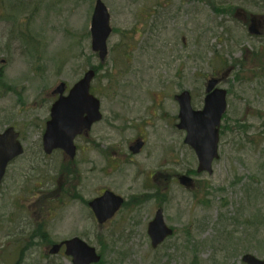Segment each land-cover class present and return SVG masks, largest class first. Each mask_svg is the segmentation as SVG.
Instances as JSON below:
<instances>
[{
  "label": "rangeland",
  "instance_id": "374dc122",
  "mask_svg": "<svg viewBox=\"0 0 264 264\" xmlns=\"http://www.w3.org/2000/svg\"><path fill=\"white\" fill-rule=\"evenodd\" d=\"M102 1L112 27L104 61L91 44L96 0H0V133L14 126L25 148L0 189V264H72L49 249L74 236L103 264L264 258V0ZM251 16L262 35L249 32ZM92 66L103 118L76 138L75 159L44 154L51 90ZM213 76L228 107L209 174L177 127L175 95L188 90L201 109ZM105 189L125 202L101 227L88 202ZM159 207L174 234L153 248L147 228Z\"/></svg>",
  "mask_w": 264,
  "mask_h": 264
},
{
  "label": "water",
  "instance_id": "95a60500",
  "mask_svg": "<svg viewBox=\"0 0 264 264\" xmlns=\"http://www.w3.org/2000/svg\"><path fill=\"white\" fill-rule=\"evenodd\" d=\"M110 17L106 4L102 0H96L91 20V37L92 49L98 53L101 61L108 56V38L112 33ZM248 30L252 34L261 33L259 18L251 17ZM95 76V69L90 68L66 95L65 82H60L53 89V94H59V97L51 107V117L43 135V148L47 154H51L55 149H63L70 158H74V141L77 135L89 131L95 122L101 120V102L90 91ZM218 83V78L208 81L202 109L193 108L191 93L188 90L175 97L180 105V122L177 126L186 131L184 141L197 154L198 170L209 173L213 172V162L219 157L220 125L227 109V90L216 87ZM19 135L14 126H9L0 133V188L9 163L24 153ZM143 145L144 141L139 140L131 146V150L138 153ZM179 180L187 186L192 183V178L187 175H181ZM123 202L121 196L106 190L103 195L90 201L89 205L99 223L103 224L116 214ZM148 234L154 248L173 234V229L165 221L162 209L157 211L149 223ZM63 246L66 255L72 257L73 264H93L101 259L96 248L79 237L53 244L49 252L56 254ZM242 259L246 264H264V259H259L251 253L245 254Z\"/></svg>",
  "mask_w": 264,
  "mask_h": 264
},
{
  "label": "flooded vegetation",
  "instance_id": "af4514ba",
  "mask_svg": "<svg viewBox=\"0 0 264 264\" xmlns=\"http://www.w3.org/2000/svg\"><path fill=\"white\" fill-rule=\"evenodd\" d=\"M50 96H51L52 100L54 101L55 98H56V95H54L53 93H51ZM49 117H50V112H49V116H48V118H47V120L45 122L44 129H43V133H44V131L46 129V124H47V121H48ZM82 135L87 136V133H83V134L79 135V137L82 136ZM41 146H42V142H41ZM42 149H43V146H42Z\"/></svg>",
  "mask_w": 264,
  "mask_h": 264
},
{
  "label": "trees",
  "instance_id": "16d2710c",
  "mask_svg": "<svg viewBox=\"0 0 264 264\" xmlns=\"http://www.w3.org/2000/svg\"><path fill=\"white\" fill-rule=\"evenodd\" d=\"M99 68H100V66H96L95 67L96 71H98ZM42 238H44L43 233H42ZM100 264H103V262H101Z\"/></svg>",
  "mask_w": 264,
  "mask_h": 264
}]
</instances>
